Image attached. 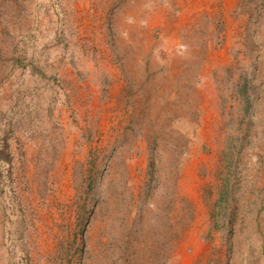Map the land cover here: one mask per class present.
Returning a JSON list of instances; mask_svg holds the SVG:
<instances>
[{
    "label": "rangeland",
    "instance_id": "rangeland-1",
    "mask_svg": "<svg viewBox=\"0 0 264 264\" xmlns=\"http://www.w3.org/2000/svg\"><path fill=\"white\" fill-rule=\"evenodd\" d=\"M124 1L0 0V264H264V0Z\"/></svg>",
    "mask_w": 264,
    "mask_h": 264
},
{
    "label": "bare ground",
    "instance_id": "bare-ground-1",
    "mask_svg": "<svg viewBox=\"0 0 264 264\" xmlns=\"http://www.w3.org/2000/svg\"><path fill=\"white\" fill-rule=\"evenodd\" d=\"M146 3L150 4V8H153L154 6L156 7L161 6L160 0H125L122 3L121 8L116 14L115 26H114L115 33L117 34L120 28L126 29L128 31L127 37L120 36L119 41H118L120 44L119 48H121V50L124 51L127 57L132 56V55H137V50L140 49L138 48L137 43L140 41L141 27H140L138 19L134 23H129L126 20V17L128 15L137 16L136 14L137 11L144 10V4ZM164 9H167V8H164ZM146 13L147 11L144 12V14ZM199 22L203 27H205V24L207 23V22L205 23L202 20H199ZM210 22H212L211 19L208 21V24H211ZM184 30L185 29L182 30L181 28H179L178 31H176L175 33H173L172 36H170V37L174 36L171 39V42L163 44V47H165L166 49H170L172 47L174 48L180 41H184L185 44H187L188 48L186 52L184 53V55H182L181 57L176 56L175 52L173 51V48L171 49L167 62L165 61V63L163 64V67H161L160 69L162 70L163 68L162 73H159L157 76L158 85L159 83L162 84V89H161L162 93L165 90H168L169 88H174L176 85H178L179 79L181 78L192 79L193 76L198 73V70L194 66L184 67V65L187 63L194 65L195 62H197L195 58V52L198 53L200 57L199 61L202 64L203 63L202 58L208 52L212 51V49H209V45H213L210 41L207 42L208 45L206 47H204V44L201 42L203 40V35H201V33H203L202 30L199 31V33H196L191 36L190 35L184 36L183 35ZM205 60H207V57L205 58ZM180 65H182V67L174 71L175 67L180 66ZM205 65L206 64H202L201 67L205 68ZM218 85L220 86V84ZM180 111L181 109L179 110V112Z\"/></svg>",
    "mask_w": 264,
    "mask_h": 264
}]
</instances>
